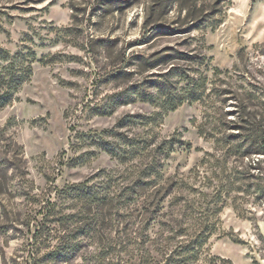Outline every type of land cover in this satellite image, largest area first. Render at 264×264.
Segmentation results:
<instances>
[{"label":"rangeland","instance_id":"obj_1","mask_svg":"<svg viewBox=\"0 0 264 264\" xmlns=\"http://www.w3.org/2000/svg\"><path fill=\"white\" fill-rule=\"evenodd\" d=\"M16 53L32 74L0 109V264H264V0H0V67ZM47 178L96 196L38 243L26 195Z\"/></svg>","mask_w":264,"mask_h":264},{"label":"trees","instance_id":"obj_2","mask_svg":"<svg viewBox=\"0 0 264 264\" xmlns=\"http://www.w3.org/2000/svg\"><path fill=\"white\" fill-rule=\"evenodd\" d=\"M27 55L23 53H16L15 55L8 58V62L0 67V109L10 105L13 101L16 100L15 93L20 88V86L27 82L32 74L31 62L27 61ZM186 99L187 102H194L200 99L201 94L196 91H192L190 89ZM183 99V100H184ZM170 99L167 101H163L164 105L168 106L167 110H174L177 105L182 104L180 101L179 104L173 105V103H169ZM253 128L250 130L251 134L249 138L253 141V145L260 146L259 150L264 154V125H253ZM113 134V130L110 131ZM170 141V140H169ZM169 141H163L160 143L154 151H161L164 149V145L169 143ZM171 143V142H170ZM190 145L188 146V148ZM172 150V146H168ZM107 152L111 153V156H118L117 152L114 148L109 147L105 149ZM154 161V159L152 160ZM152 163V165H148L145 168L138 169V172H142L145 175L151 176L156 173V164ZM3 166L0 167V170H3ZM50 181L51 189L48 193L35 196V195H26L27 200H31L33 204L37 205L36 209L32 210L33 213L31 215L33 220V238L36 242L42 243L52 237L54 234V224L56 222L58 224H63V219L68 216L64 215L61 210L62 204L65 203L66 200H74V199H82V202H87V199L93 200L95 198V194L91 193L90 190H86L87 186L83 183L81 184H72L66 185L58 189L53 183L55 179L47 178ZM86 186V187H85ZM98 203V207L102 208L107 203V199L104 196H98L95 200ZM194 251V249H192ZM185 254V255H183ZM198 258L196 251L194 255H189L184 251V253H176L174 251L168 252H160L157 251V256L153 255L149 251L143 257V264H196ZM232 264L230 259H226L220 256H212L210 258L209 264Z\"/></svg>","mask_w":264,"mask_h":264}]
</instances>
